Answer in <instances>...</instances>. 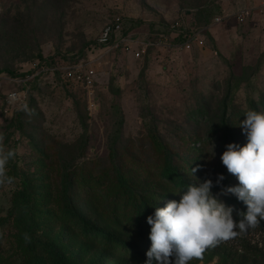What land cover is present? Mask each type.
<instances>
[{"label":"rangeland","instance_id":"374dc122","mask_svg":"<svg viewBox=\"0 0 264 264\" xmlns=\"http://www.w3.org/2000/svg\"><path fill=\"white\" fill-rule=\"evenodd\" d=\"M252 3L0 0V134L5 150L16 153L6 167L11 182L0 183L1 254L19 264L11 208L21 185L34 178L36 148L55 144L64 166L86 159L109 167L113 152L121 153L132 143L139 147L151 130L179 150L195 125L196 116L191 115L204 99L215 119L223 114L226 99L239 112L250 110L252 100L259 111L264 109V0ZM244 9L252 10V16L239 23L237 14ZM199 10L204 13L198 26L207 38L203 47L181 49L173 42L176 34L169 38L172 49L151 50L141 58L135 47L105 46L107 30L116 23L124 22L125 27L118 39L126 32L133 41H143L152 28L185 24L194 30L193 14ZM217 17L222 18L220 23L215 22ZM51 59L52 65L39 66ZM260 61L261 74L237 85L235 77ZM74 66L84 67L92 85L64 81V70H49ZM8 71L29 78L16 79ZM14 92L22 100L11 105L8 98ZM210 142L206 151L216 159L221 145L214 139ZM214 260L215 264H264V221L208 250L203 262L190 264Z\"/></svg>","mask_w":264,"mask_h":264},{"label":"trees","instance_id":"16d2710c","mask_svg":"<svg viewBox=\"0 0 264 264\" xmlns=\"http://www.w3.org/2000/svg\"><path fill=\"white\" fill-rule=\"evenodd\" d=\"M197 12L193 14L195 27H199V16L204 11ZM172 32L170 28H152L147 39L156 42L160 36H170ZM128 36L126 32L122 35ZM115 39L116 34L112 33L105 46H112ZM174 42H182V38ZM52 62L53 59L46 60L39 66H50ZM262 68V61L247 67L235 77L237 85L250 82L261 74ZM8 74L21 80L29 78V74L15 75L11 71ZM250 109L259 111L255 100L251 101ZM244 114L231 108L226 99L223 114L215 119L204 99L196 114L191 115L196 116L195 125L179 150L164 144L159 133L151 130L139 147L132 143L121 153L113 152L109 167L86 159L64 166L55 144L42 145L43 150L36 148L34 178L21 185L11 208L19 264H145L151 247L147 217L171 200L178 202L187 185H198L207 179L213 181L212 194L233 207V218L239 221V213L247 208L235 195L224 193V189L238 186L239 182L220 157L228 144L247 143V136L239 126ZM202 120L206 122L202 124ZM212 139L221 145L216 159L206 151ZM221 175L224 179L217 183ZM0 264L15 261L0 252Z\"/></svg>","mask_w":264,"mask_h":264},{"label":"clouds","instance_id":"9594fccd","mask_svg":"<svg viewBox=\"0 0 264 264\" xmlns=\"http://www.w3.org/2000/svg\"><path fill=\"white\" fill-rule=\"evenodd\" d=\"M244 116L239 126L247 136V143L228 144L220 158L239 182L238 186L224 189V193L235 195L247 211L239 213V221L234 220L233 207L212 194L211 179L187 185L178 202L171 200L147 217L151 247L145 264L203 262L208 250L255 229L264 221V111L250 109ZM3 139L0 134V183L11 182L6 167L16 155L14 150H5ZM223 179V175L219 176L217 183Z\"/></svg>","mask_w":264,"mask_h":264},{"label":"built area","instance_id":"2783aa9c","mask_svg":"<svg viewBox=\"0 0 264 264\" xmlns=\"http://www.w3.org/2000/svg\"><path fill=\"white\" fill-rule=\"evenodd\" d=\"M252 16V10L244 9L237 14V20L239 23H245ZM222 21L221 17H217L215 19L216 23H220ZM115 28H110L106 33V40L112 34H116V39L114 44L112 45L113 49H117L121 46H125L128 48H136L137 58L145 57L150 50L152 51H168L173 48L171 41L169 40L172 34H176V39L182 38V42L177 43V47L184 49L186 51L193 50L194 47L199 46L203 47L206 43V37L204 35L203 29H198L194 27V30L186 27L185 24L176 25L172 30V34L170 36H160L158 41L152 42L147 39V37L143 41H133L130 36L117 38V34H121L122 32V23H116L114 25ZM173 40V42H174ZM176 43V42H174ZM38 66V65H37ZM51 72L64 70L62 79L67 82H74L80 84L92 85V76L85 72L83 66L77 67H66L64 69L59 67H54L49 69ZM26 82V81H22ZM9 104L16 105L18 102L22 100V95L18 92L12 93L9 98Z\"/></svg>","mask_w":264,"mask_h":264},{"label":"crops","instance_id":"0c3cea01","mask_svg":"<svg viewBox=\"0 0 264 264\" xmlns=\"http://www.w3.org/2000/svg\"><path fill=\"white\" fill-rule=\"evenodd\" d=\"M252 1H254L255 2V0H250V3H252ZM263 2V1H262ZM253 4V3H252ZM226 12V11H225Z\"/></svg>","mask_w":264,"mask_h":264}]
</instances>
